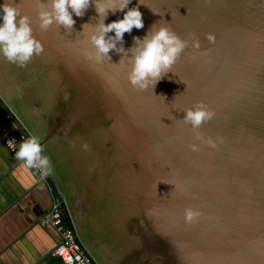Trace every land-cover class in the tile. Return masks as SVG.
Wrapping results in <instances>:
<instances>
[{"label":"water","instance_id":"95a60500","mask_svg":"<svg viewBox=\"0 0 264 264\" xmlns=\"http://www.w3.org/2000/svg\"><path fill=\"white\" fill-rule=\"evenodd\" d=\"M15 2L42 51L24 66L0 57V105L40 138L95 264H264V0H140L125 48L162 25L188 41L146 89L128 81L130 53L90 57L94 7L42 30L44 0ZM197 102L213 116L194 130L182 118Z\"/></svg>","mask_w":264,"mask_h":264},{"label":"clouds","instance_id":"9594fccd","mask_svg":"<svg viewBox=\"0 0 264 264\" xmlns=\"http://www.w3.org/2000/svg\"><path fill=\"white\" fill-rule=\"evenodd\" d=\"M130 4L132 0H44L37 13L39 27L47 30L50 25L56 24L66 30L74 29V16H84L90 6L94 7L97 23L91 26L88 36L94 49V53H89L90 57L94 56L100 62L105 58L111 60L110 50L123 55L130 53L131 66L127 72L129 83L138 89H146L149 85L154 88L175 63L188 41L182 39L170 26L162 25L153 31L150 28L142 37L134 36V43L125 48L124 33L131 32L133 27L139 29L144 26L143 14L139 10L140 0L131 7ZM118 11L122 12V17L105 23L110 12L115 14ZM208 39H213L211 34ZM192 44L193 47H199V40H193ZM41 51L42 43L33 35L31 18L20 13L15 0H0V57L24 66L33 55ZM212 116L213 112L207 105L197 102L184 110L182 120L195 130ZM194 139L214 146L212 139L204 138L199 133ZM9 143L16 148L15 158L25 170L36 169L41 177L51 174L52 162L44 153L39 137L30 135L19 143L13 138ZM84 147L87 148V145ZM190 147L196 151L199 145L192 143ZM184 216L187 222H193L200 216V211L186 208Z\"/></svg>","mask_w":264,"mask_h":264},{"label":"crops","instance_id":"0c3cea01","mask_svg":"<svg viewBox=\"0 0 264 264\" xmlns=\"http://www.w3.org/2000/svg\"><path fill=\"white\" fill-rule=\"evenodd\" d=\"M5 110L0 105V113ZM10 124L23 133L15 118ZM35 172L25 170L0 140V264H63L50 254L59 233L42 223L59 194L49 179Z\"/></svg>","mask_w":264,"mask_h":264},{"label":"built area","instance_id":"2783aa9c","mask_svg":"<svg viewBox=\"0 0 264 264\" xmlns=\"http://www.w3.org/2000/svg\"><path fill=\"white\" fill-rule=\"evenodd\" d=\"M13 120L14 116L11 112L5 110L3 113H0V140L9 153L15 158L14 153L16 148L9 142L14 138L15 142L19 143L21 139L26 137L25 134H18L13 130L10 124ZM32 170L39 174L38 170ZM43 177L46 178L45 176ZM65 219L62 205L59 202L54 203L43 217L42 223L52 226L60 236V241L53 247L50 253L51 256L58 258L63 264H95L92 257L85 252L78 241L72 226L65 224Z\"/></svg>","mask_w":264,"mask_h":264},{"label":"rangeland","instance_id":"374dc122","mask_svg":"<svg viewBox=\"0 0 264 264\" xmlns=\"http://www.w3.org/2000/svg\"><path fill=\"white\" fill-rule=\"evenodd\" d=\"M19 134H20V133H19ZM24 134H25V137L29 136L28 133H27V131H24ZM35 173H36V172H35ZM37 174H38V173H37ZM38 175H40V174H38ZM45 177H46L47 179H49V181H50L52 184L54 183L50 174H49V175H46ZM42 178H43V177H42ZM53 187L56 189V187H55L54 184H53ZM56 191H57V189H56ZM60 197H61V196H60ZM57 198H58L59 203H61V201H60V199H59V195H58ZM62 202H63V200H62ZM63 205H64V204H63ZM64 207H65V205H64ZM65 210H66V208L63 209V207H62V211H63V213H64ZM64 215H65V218H68V217H67V214L64 213Z\"/></svg>","mask_w":264,"mask_h":264},{"label":"trees","instance_id":"16d2710c","mask_svg":"<svg viewBox=\"0 0 264 264\" xmlns=\"http://www.w3.org/2000/svg\"><path fill=\"white\" fill-rule=\"evenodd\" d=\"M64 222H65V224H67V225H71V223H70V221H69L68 218H66V219L64 220Z\"/></svg>","mask_w":264,"mask_h":264},{"label":"bare ground","instance_id":"6f19581e","mask_svg":"<svg viewBox=\"0 0 264 264\" xmlns=\"http://www.w3.org/2000/svg\"><path fill=\"white\" fill-rule=\"evenodd\" d=\"M60 199H62V197H60Z\"/></svg>","mask_w":264,"mask_h":264}]
</instances>
